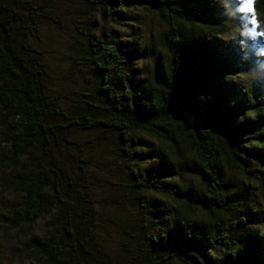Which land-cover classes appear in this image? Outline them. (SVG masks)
<instances>
[{
  "label": "trees",
  "instance_id": "16d2710c",
  "mask_svg": "<svg viewBox=\"0 0 264 264\" xmlns=\"http://www.w3.org/2000/svg\"><path fill=\"white\" fill-rule=\"evenodd\" d=\"M72 7L90 25L58 84L44 28ZM139 12L162 25L145 44L120 29ZM228 12L0 0V264H264V87Z\"/></svg>",
  "mask_w": 264,
  "mask_h": 264
},
{
  "label": "rangeland",
  "instance_id": "374dc122",
  "mask_svg": "<svg viewBox=\"0 0 264 264\" xmlns=\"http://www.w3.org/2000/svg\"><path fill=\"white\" fill-rule=\"evenodd\" d=\"M217 1L222 4L227 9V11H229L228 17L231 20L229 32L228 34H224L225 36L223 38L228 41H233L236 50H238L237 46L239 45L245 47L244 51L240 52L239 54L248 60V64H244V72H242L243 74L239 76V81H241V83L246 87L254 82H260L261 86L264 87V56L257 55V49L260 44L264 43V40L255 39L254 34L249 31L250 25L248 24L247 17L237 10L238 0ZM139 16L143 18L141 23L133 20L129 23L132 25L130 28L122 26L120 29H122L124 32V38L131 37L130 29H141L143 35L141 36L140 40H142L143 44H145V42H147L149 37L152 35L151 29L154 28L156 30L159 29V27L162 28V25L158 24L152 17L144 15L142 12H139ZM81 19L82 18L79 16L76 17L75 7H72V31L69 29L63 31L61 28H57L49 24L45 25L44 45L47 49L49 61L52 63L54 74L58 78L56 79L58 84L64 83L63 78L68 70L69 64L68 60L64 58L62 53L69 50V48L74 50L75 46H77V42H81L83 40V35L80 34L76 26L78 27V24L80 23H86V26L90 25V23H88V19ZM96 22L97 23L95 25L97 27L95 28V32L99 33L102 29L103 22H101V20ZM92 28L93 27L90 29ZM71 33L72 38L70 37ZM258 34L259 33L257 32L255 35ZM74 36H76V38ZM146 149L147 148H145V150ZM261 208L264 209V203ZM120 217L121 215L117 214L113 218L119 220ZM110 230L113 231V235L111 237V243L113 244L115 243V237L118 240L119 236L114 224L110 225Z\"/></svg>",
  "mask_w": 264,
  "mask_h": 264
},
{
  "label": "clouds",
  "instance_id": "9594fccd",
  "mask_svg": "<svg viewBox=\"0 0 264 264\" xmlns=\"http://www.w3.org/2000/svg\"><path fill=\"white\" fill-rule=\"evenodd\" d=\"M256 3L257 0H238L237 10L247 17L249 31L254 34V38L264 40V9L258 10ZM257 32L259 34L255 35ZM257 55L264 56V43L258 47Z\"/></svg>",
  "mask_w": 264,
  "mask_h": 264
}]
</instances>
